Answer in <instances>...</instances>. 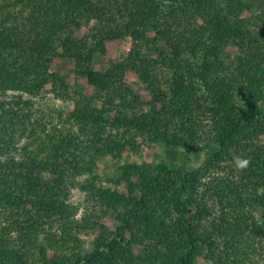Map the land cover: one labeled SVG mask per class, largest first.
Masks as SVG:
<instances>
[{
  "label": "trees",
  "instance_id": "16d2710c",
  "mask_svg": "<svg viewBox=\"0 0 264 264\" xmlns=\"http://www.w3.org/2000/svg\"><path fill=\"white\" fill-rule=\"evenodd\" d=\"M0 264H264V0H0Z\"/></svg>",
  "mask_w": 264,
  "mask_h": 264
},
{
  "label": "rangeland",
  "instance_id": "374dc122",
  "mask_svg": "<svg viewBox=\"0 0 264 264\" xmlns=\"http://www.w3.org/2000/svg\"><path fill=\"white\" fill-rule=\"evenodd\" d=\"M130 48L131 40L129 38L115 41L108 50V57L114 61H118L128 54ZM94 67L96 70L99 71H104L106 69L101 56H96L94 60ZM52 72L66 77L72 89L78 88L80 84V86L84 87L85 89H87V91L90 92V90L85 87V80L77 77V75L75 74V64L73 61L67 60L65 58H57L54 62V66L52 67ZM126 81L138 93L145 95L141 83H139L136 78L128 76ZM44 105H47L52 109L61 110H70L73 106L72 103H64L62 101L54 100L52 96H49L44 101ZM205 157V155H194L188 150H180L179 162H182L187 166L194 167L200 165L205 160ZM127 162H136L139 164H158L160 162L170 163L169 158L166 154V148L161 144H151L149 146L143 147L137 155H134L132 153L126 154L119 164L113 162L111 158L100 159L98 161V168L96 170V173L102 176L104 179L111 178L115 176V171L117 170V168ZM83 196L84 194L82 192L74 190L72 198L76 204H80L83 203ZM104 222L110 225L111 227L114 226L113 221H109L107 219L104 220Z\"/></svg>",
  "mask_w": 264,
  "mask_h": 264
},
{
  "label": "clouds",
  "instance_id": "9594fccd",
  "mask_svg": "<svg viewBox=\"0 0 264 264\" xmlns=\"http://www.w3.org/2000/svg\"><path fill=\"white\" fill-rule=\"evenodd\" d=\"M234 163L237 168L244 169L247 168L250 164V159H245L240 156L234 157Z\"/></svg>",
  "mask_w": 264,
  "mask_h": 264
}]
</instances>
